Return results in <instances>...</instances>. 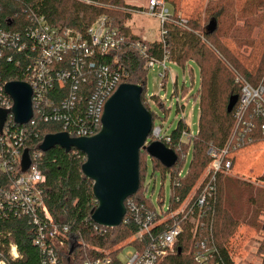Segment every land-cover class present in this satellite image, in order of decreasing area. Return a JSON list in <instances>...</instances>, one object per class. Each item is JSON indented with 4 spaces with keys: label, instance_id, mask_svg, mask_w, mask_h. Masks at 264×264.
<instances>
[{
    "label": "built area",
    "instance_id": "2783aa9c",
    "mask_svg": "<svg viewBox=\"0 0 264 264\" xmlns=\"http://www.w3.org/2000/svg\"><path fill=\"white\" fill-rule=\"evenodd\" d=\"M11 1L18 0H0V110L8 112L0 133V220L26 218L35 227L32 244L42 252L43 264H61L60 252L74 240L70 236V227L57 224L45 204L46 177L37 164L44 153L39 149L32 150L33 144L40 139V134L32 135L33 127L40 123L59 124L61 132L72 138L97 135L106 102L127 77L121 66H115L118 63L115 53L124 47L134 49L148 70L161 67L160 80L171 77L166 67L169 54L165 53L161 60L156 59L149 52L146 37L130 41L106 16L98 18L82 34L53 27L45 16L30 11L29 25L22 30H11L3 24L6 5ZM123 10L157 19L161 25L160 41L165 42V25L173 21V15L166 9L164 1L151 0L144 10ZM8 24L12 25L11 22ZM177 24L183 26L184 20L179 19ZM15 75L22 76L24 80L18 82L28 84L33 92V117L24 125L15 122L11 113L14 102L6 93V86L15 82ZM234 75L240 94L233 114V132L223 149L209 148L210 163L202 182L183 199L176 195L183 177L180 154L182 162L187 156L182 153L183 144L195 136L184 129L176 141L172 135L164 134L163 127L155 125L153 118L145 145L160 142L178 157L171 168L178 169L177 173L176 170L169 172L171 205L166 212L158 213L147 203L136 201V194L128 198L122 224H134L135 235L114 250L115 256L105 252L100 257L86 258L83 264H160L164 258L176 253L189 231L195 241L193 256L197 264L222 261L214 241L219 176L231 174L235 154L244 148L246 140H251L247 136L257 126L264 138V72L257 86H252L237 72ZM160 86H164L163 82ZM148 103L152 104V98ZM43 140L40 139L39 147ZM25 151L29 153L31 164L23 171ZM94 227L100 233L113 229L95 223ZM127 246L133 250L123 263L118 255ZM21 259L18 246L8 233L0 241V264Z\"/></svg>",
    "mask_w": 264,
    "mask_h": 264
},
{
    "label": "trees",
    "instance_id": "16d2710c",
    "mask_svg": "<svg viewBox=\"0 0 264 264\" xmlns=\"http://www.w3.org/2000/svg\"><path fill=\"white\" fill-rule=\"evenodd\" d=\"M98 0H88V3L76 0H18L7 3L3 18L6 28L14 31L22 30L29 25L27 16L30 11L45 16L48 23L60 29H72L85 34L88 28L100 17H108L130 41L140 39V37L130 35L126 29L119 27L120 21L116 14L130 16L127 9H137L127 5H121L119 1H114L107 7L96 3ZM264 3V0L260 3ZM124 11L126 13L120 12ZM116 13V14H115ZM173 21L165 25L167 34L164 43H148L149 52L156 59L161 60L165 53L169 54V61L176 63L184 68L190 62H195L201 71V88H200V124L198 136L190 142L183 144V154H187L190 148L193 149L194 159L190 170L185 177L181 178L180 188L175 193L182 199L186 197L195 187L202 173L208 167L210 158L207 155L209 148L221 150L225 147L231 137L234 126L233 114L238 103L240 86L235 82V75L230 69L217 57L209 46L219 52L225 58L227 63L233 66L234 72H237L252 86L260 83L264 72V51L259 66L254 61L243 63L223 42L220 29V18L223 15L222 8L214 11L212 20L207 27L198 32L199 24L195 21H185L183 26H179V18L174 13ZM125 16V17H126ZM124 17V18H125ZM119 21V22H118ZM216 23L214 31L210 32L208 26L211 22ZM8 22L12 25L9 26ZM219 24V26H218ZM203 34V35H202ZM118 63L127 77L123 83L140 85L143 87L142 101L145 107L151 111L148 103V96L145 92L146 73L148 69L145 62L138 53L129 47H124L117 53ZM112 58V56H111ZM111 62V59H109ZM224 66V67H223ZM15 81H22V76L15 75ZM237 97V102L231 112L228 111L230 100ZM157 98V99H156ZM155 104L163 107L158 97H153ZM154 118V117H153ZM189 131L187 124L180 120L177 130L172 134L173 139L178 141L182 131ZM59 124H42L33 127L32 135L40 134V139L48 134L61 132ZM250 141L246 140L245 147L254 145L262 141L258 126L247 136ZM33 144L32 150L39 149V142ZM142 152V151H141ZM147 154L146 151H143ZM148 155V154H147ZM182 156L180 154L179 164L181 166ZM86 157L82 153L73 150L66 153L64 150L56 147L43 154L42 159L38 161L40 171L46 177V183L43 188L45 204L50 215L57 224H64L70 227V236L73 242H68L65 250L60 252L61 264H83L88 257H100L105 252L112 253L114 250L123 245L136 233L134 224H122L117 228L108 229L107 233H100L95 230L94 223L91 220V212L97 207L96 200L92 193L93 183L87 179L81 171ZM158 167L164 171L172 172L176 168L167 169L159 161ZM235 162V156L233 158ZM140 189L134 199L138 202H144L139 195L143 191L142 186V158L140 153ZM223 176L220 175L218 180V197L216 204V215L214 223V241L220 252L222 261L219 264H234L231 253L226 246V239L236 227L231 217L225 215L221 218V193L220 182ZM224 224L225 226H223ZM34 226L26 218H9L0 220V241L4 240L8 233L17 244L22 259L12 262L11 264H43L44 256L42 252L33 246ZM231 228V229H230ZM113 232V234H112ZM190 231L187 234L185 242L181 243L176 253L170 255L160 264H197L194 260V243ZM75 250L70 254L71 246ZM191 247L192 252L189 256L185 255ZM113 249V250H112ZM108 250V251H107Z\"/></svg>",
    "mask_w": 264,
    "mask_h": 264
},
{
    "label": "rangeland",
    "instance_id": "374dc122",
    "mask_svg": "<svg viewBox=\"0 0 264 264\" xmlns=\"http://www.w3.org/2000/svg\"><path fill=\"white\" fill-rule=\"evenodd\" d=\"M76 1L88 3V0ZM114 1L98 0L96 3L107 7ZM116 1L121 5L144 10L148 8L151 0ZM162 1L176 18L197 22L200 33L212 20L214 11L222 8L220 29L224 37L223 42L243 63L254 61V64L259 66L264 51V3L259 7L263 0ZM120 12L126 13L122 10ZM125 16L116 14L120 21L118 26L126 29L127 33L146 37L149 43L161 40V25L157 19L139 14ZM209 47L217 57L216 61L219 58L234 76L233 66L214 48ZM166 67L173 80L171 77L160 80L162 70L159 66L149 69L146 73L145 92L148 99L158 97L163 105V107L157 105L152 100L150 109L154 114V123L163 127L164 134L172 135L177 130L180 120L184 119L190 133L197 137L200 124V67L195 62H190L184 68L170 61L166 63ZM161 82L164 84L163 87L160 86ZM141 158L143 191L139 195L158 213L166 212L171 205V175L159 168L157 162L143 151ZM193 159V149L190 148L180 166L183 177L188 174ZM204 174L205 171L196 186L202 182ZM219 186L222 212L220 221L225 223L222 218L227 215L237 223L225 243L234 264H264V139L235 154L234 168L229 176L222 177ZM131 250L132 247H125L119 253L118 259L124 263L126 255ZM185 252V255L189 256L192 252L191 247Z\"/></svg>",
    "mask_w": 264,
    "mask_h": 264
},
{
    "label": "water",
    "instance_id": "95a60500",
    "mask_svg": "<svg viewBox=\"0 0 264 264\" xmlns=\"http://www.w3.org/2000/svg\"><path fill=\"white\" fill-rule=\"evenodd\" d=\"M216 23L208 26L214 31ZM6 93L13 99L11 113L15 122L27 124L33 117L32 89L24 82H10ZM143 87L124 83L106 102L101 120V130L93 137L72 138L67 133L48 134L39 147L43 153L59 147L66 153L76 150L85 155L82 174L92 181V193L97 207L91 212L93 223L108 228H117L126 215L125 201L140 189V153L159 161L165 168L175 166L177 154L160 142L146 146V140L153 127L152 113L142 101ZM237 97L230 100L231 112ZM7 111L0 110V133ZM31 162L28 151L23 158V171ZM75 246L70 248V254Z\"/></svg>",
    "mask_w": 264,
    "mask_h": 264
}]
</instances>
